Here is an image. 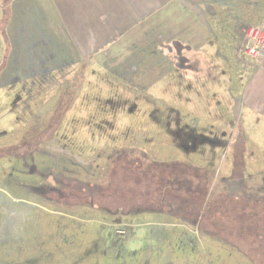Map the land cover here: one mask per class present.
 <instances>
[{"label": "rangeland", "instance_id": "obj_1", "mask_svg": "<svg viewBox=\"0 0 264 264\" xmlns=\"http://www.w3.org/2000/svg\"><path fill=\"white\" fill-rule=\"evenodd\" d=\"M55 1L0 0V264H264L244 39L174 58L163 24L83 56L89 22Z\"/></svg>", "mask_w": 264, "mask_h": 264}, {"label": "crops", "instance_id": "obj_2", "mask_svg": "<svg viewBox=\"0 0 264 264\" xmlns=\"http://www.w3.org/2000/svg\"><path fill=\"white\" fill-rule=\"evenodd\" d=\"M54 0L51 7L54 8ZM61 13L75 11L85 15L89 27L86 45L78 54L88 56L106 48L110 43L135 34L144 35L149 27L158 25L181 26L175 30L167 46L172 57H202L209 51L224 58L236 50L244 39V31L264 21V0H56ZM16 4V3H15ZM101 18L98 31L96 21ZM96 20V21H95ZM114 21L116 23H114ZM184 32V33H183ZM181 33V34H180ZM183 33V34H182ZM209 36L217 38L218 45L209 47ZM173 40V41H172ZM214 49V50H213ZM207 50V51H208ZM264 91L263 82L260 83ZM256 88V86H255Z\"/></svg>", "mask_w": 264, "mask_h": 264}, {"label": "built area", "instance_id": "obj_3", "mask_svg": "<svg viewBox=\"0 0 264 264\" xmlns=\"http://www.w3.org/2000/svg\"><path fill=\"white\" fill-rule=\"evenodd\" d=\"M243 51L247 58L264 68V21L259 26H250L244 38Z\"/></svg>", "mask_w": 264, "mask_h": 264}, {"label": "trees", "instance_id": "obj_4", "mask_svg": "<svg viewBox=\"0 0 264 264\" xmlns=\"http://www.w3.org/2000/svg\"><path fill=\"white\" fill-rule=\"evenodd\" d=\"M7 2H10V1H7ZM8 4V3H7ZM211 203L212 202H209L208 205L211 206ZM251 215L249 216H252L250 220L251 221V224H254V225H263V229H258L260 232L258 233L259 236L261 235H264V211L263 212H260V211H255L253 213H250ZM247 215V214H246ZM259 217V220H257V218Z\"/></svg>", "mask_w": 264, "mask_h": 264}]
</instances>
